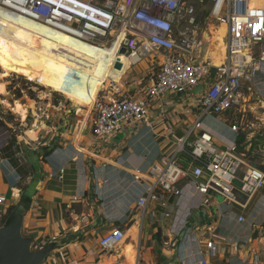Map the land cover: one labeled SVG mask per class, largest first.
Wrapping results in <instances>:
<instances>
[{
	"label": "crops",
	"instance_id": "1",
	"mask_svg": "<svg viewBox=\"0 0 264 264\" xmlns=\"http://www.w3.org/2000/svg\"><path fill=\"white\" fill-rule=\"evenodd\" d=\"M253 4L264 8V0H253ZM208 19L212 23L198 36L194 60H206L217 68L224 57V27ZM46 37L33 27L20 29L15 19L0 15V75L43 82L51 81L53 71L76 104L58 93L4 103L9 108L0 110V197L5 199L0 220L14 205L27 206L23 234L34 238L33 248L60 243L43 264H200L202 260L264 264L263 191L247 203L240 197L234 205L216 198L203 206L202 197L190 194L171 201L167 208L152 203L144 215L137 205L151 184L147 177L135 182L132 174L139 169L146 175L169 149L159 144L165 129L160 112L171 121L175 136H182L184 127L200 115L202 92L168 95L155 104L150 109L153 132L143 125L133 126L105 143L95 142L94 101L136 97L151 86L156 70L143 67L146 58L125 73L112 75L105 65L109 58L95 55L86 61L87 49L70 63ZM261 50L264 45L253 47L255 59ZM125 79L130 81L126 87ZM241 92L239 106L204 118L203 129L220 149L243 137L244 149L239 153L245 160L244 150L264 154V62L251 82L242 83ZM4 93L5 86L0 84V95ZM232 125L237 134L230 131ZM181 162L188 164L185 157ZM166 212L168 218L162 216ZM239 216L244 217L243 223L238 222ZM114 228L123 230V240L114 251L103 253L98 240ZM209 241L217 244L214 254L206 248Z\"/></svg>",
	"mask_w": 264,
	"mask_h": 264
},
{
	"label": "built area",
	"instance_id": "2",
	"mask_svg": "<svg viewBox=\"0 0 264 264\" xmlns=\"http://www.w3.org/2000/svg\"><path fill=\"white\" fill-rule=\"evenodd\" d=\"M203 2L0 0V6L7 10L99 46L123 34L120 48L126 49L123 56L130 58V67L139 65L153 53L162 57L148 89L133 98L94 103L91 129L95 142L105 143L114 134L133 126L143 125L153 132L150 109L155 104H161L168 95L202 87L200 115L184 127L182 136H175L170 120L160 112L165 129L159 136V144L166 145L168 152L160 156L146 175L139 169L132 174L135 182L147 177L151 184L137 202L143 215L152 203L167 208L171 201H179L186 194L202 197L203 206L216 198L234 205L240 197L247 203L264 190V172L244 160L236 142L220 149L213 136L203 129L204 118L221 115L240 105L242 83L251 82L260 71L264 50L255 59L253 47L264 45V8L253 6L252 0H210L208 17L225 27V56L212 79L210 64L206 60H194L200 44L192 29L194 13L196 5ZM180 24H184L182 30L175 34ZM229 129L237 134L236 125ZM182 157L188 160L187 166L182 164ZM4 202L0 197V204ZM162 216L170 215L166 212ZM244 221V217H238L239 223ZM123 236L122 229L114 228L99 238L98 247L103 253L112 252ZM205 245L210 254L217 251V244L212 241ZM200 264L208 262L202 260Z\"/></svg>",
	"mask_w": 264,
	"mask_h": 264
},
{
	"label": "rangeland",
	"instance_id": "3",
	"mask_svg": "<svg viewBox=\"0 0 264 264\" xmlns=\"http://www.w3.org/2000/svg\"><path fill=\"white\" fill-rule=\"evenodd\" d=\"M209 2L210 1L208 0H204L202 4L196 5V10L194 13L195 20H194V25L192 26V29L197 31L199 38L201 37L202 31L206 27V24L211 22L209 19L207 20L208 10L210 8ZM6 14H2L6 19H8V17L15 19L14 17H11ZM183 25L184 24H180L179 26L175 28V34H177V32L182 30ZM12 32L14 33V35H17L18 30H15V27H14V30H12ZM222 33L224 36L225 35L224 28L222 30ZM31 36L34 37L33 34L29 35V37ZM34 38L35 40H37L36 37ZM111 41L112 40H109V42H104L103 43L105 44L104 46H99V45L92 44V43H83L84 45L82 46L72 45L70 50L73 52L74 55H81V53L87 49L89 52H93L95 55H97V57L105 56V57L110 58L113 54H115V52L119 50V46H120V43L118 42L117 39H114L112 42ZM147 59L148 61L147 60L144 61L142 65L145 69H147V71L150 72V70L155 71L157 69V66H158L157 64L160 63L162 57L157 56L155 53H153L150 56H148ZM152 60L154 61L152 62ZM149 64L151 65L153 64V65L151 66ZM137 69H139V67H137ZM133 73H135V71ZM57 76L58 75H56L55 72L52 71L51 81L30 82V81H27L24 77L14 75V74H11L8 77H3L0 75V84L4 85L5 90H6V93H4L3 95H0V110H6L5 108H9L4 105L5 102L10 103L11 105L13 100L15 101L18 100L21 102V100H27V99H38V98L43 99V98H46V95L51 96V95H54V93H58L60 94V96L61 95L64 96L69 101H71L74 106H76L75 102L71 100V97H70L71 93H68V91L65 88L66 85L62 86L60 83V80L57 79ZM211 81L212 80L210 79L208 82H211ZM129 82L130 81H128L127 79H125V81L123 80L124 87H126L129 84ZM109 83L110 81L107 83V85ZM58 86H60V88ZM109 87L110 86H107V88ZM111 89L112 87L110 88V90ZM124 91L127 92V88H125ZM72 94H74L77 97L79 96L78 91H74V93ZM57 98L58 97H56L55 99L57 100ZM100 101H103V99H100ZM8 119L12 124H15L14 118L10 117ZM244 152L246 155L245 160L251 164L257 165L258 168L264 172V154L261 152H255L254 154H251L249 152H246L245 150ZM263 194H264V190H263ZM132 252L134 255L135 253L133 250Z\"/></svg>",
	"mask_w": 264,
	"mask_h": 264
},
{
	"label": "water",
	"instance_id": "4",
	"mask_svg": "<svg viewBox=\"0 0 264 264\" xmlns=\"http://www.w3.org/2000/svg\"><path fill=\"white\" fill-rule=\"evenodd\" d=\"M210 1V0H208ZM120 55L126 54L124 47L119 50ZM115 68L120 69L121 64L115 63ZM216 68H211L210 78H214ZM202 87H197L186 94H198ZM179 95L184 96L182 92ZM27 213V206L19 203L11 207L0 223V264H43L50 253L60 243L49 242L40 249H34V238L23 234V222Z\"/></svg>",
	"mask_w": 264,
	"mask_h": 264
},
{
	"label": "bare ground",
	"instance_id": "5",
	"mask_svg": "<svg viewBox=\"0 0 264 264\" xmlns=\"http://www.w3.org/2000/svg\"><path fill=\"white\" fill-rule=\"evenodd\" d=\"M251 4L253 6H255L253 4V0L251 2ZM7 13V14H6ZM2 14H6L9 15L11 17H14L16 20V23L18 24L20 29H25L26 27H33L36 31H38L39 33H42L43 35L47 36V39L53 43L54 48L56 49L57 52H59L64 58L69 59L70 63H75L76 61H78V57L73 55L71 52L67 51L66 49H70L72 45H84L83 43H89L80 39H77L75 37H72L70 35H67L65 33L59 32L56 29H53L51 27H49L46 24L31 20L30 18H27L25 16H22L16 12H12L10 10H7L3 7L0 6V15ZM25 24V27L22 25ZM224 27V26H223ZM225 28V27H224ZM122 37L123 34H121L120 36H118L117 39L118 42L121 45V41H122ZM120 48V46H119ZM95 54L93 55L88 54V56L84 55V59L85 60H89L92 61ZM224 56H225V46H224ZM87 57H90V59H88ZM224 59V57H223ZM119 62L121 64V68L120 69H116L115 68V63ZM105 65H107V67L110 69V71L112 72V75H117L119 73H125L127 71V69H129L130 67V58L120 55L119 54V50L117 52H115V54H113L109 60H106ZM96 102V100L94 101V103ZM93 103V105H94ZM93 107V106H92Z\"/></svg>",
	"mask_w": 264,
	"mask_h": 264
},
{
	"label": "trees",
	"instance_id": "6",
	"mask_svg": "<svg viewBox=\"0 0 264 264\" xmlns=\"http://www.w3.org/2000/svg\"><path fill=\"white\" fill-rule=\"evenodd\" d=\"M243 142H244L243 137L239 136V137L237 138L236 145H237V150L240 151V152L243 151V149H244V145L242 144ZM251 150H252V148H251ZM251 150H250V151H251ZM8 211H9V210H8ZM8 211H7L6 214L3 216V218L0 220V223H1V222L4 220V218L6 217Z\"/></svg>",
	"mask_w": 264,
	"mask_h": 264
}]
</instances>
